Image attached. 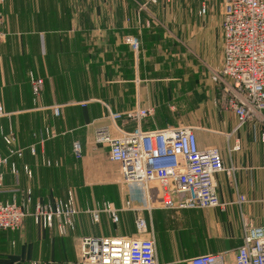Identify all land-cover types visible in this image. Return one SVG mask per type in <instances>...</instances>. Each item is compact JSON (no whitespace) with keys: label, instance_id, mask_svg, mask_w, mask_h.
Instances as JSON below:
<instances>
[{"label":"crops","instance_id":"1","mask_svg":"<svg viewBox=\"0 0 264 264\" xmlns=\"http://www.w3.org/2000/svg\"><path fill=\"white\" fill-rule=\"evenodd\" d=\"M185 6L181 0H0V134L13 130L23 149L14 159L18 173L4 170L0 202L24 200L30 192L32 205L52 203L73 191L80 211L75 230L65 237L31 218L19 231H0V264H81L82 237L152 238L158 264H189L204 254H221L230 264L244 222L264 227L260 127L247 124L233 132L236 118L223 108L210 79L222 65L221 17L192 19ZM29 73L43 80L37 105ZM137 107L153 108L154 114L138 125L123 123L126 131L191 125L200 149H217L224 165L236 169L233 178L213 176L223 207L162 210L139 188L112 185L109 171L91 178L103 160L101 148L108 153L106 146L93 145L95 128L107 125L109 113ZM45 130L53 136L39 143ZM75 141L83 148L81 160L71 153ZM234 145L239 150L229 152ZM5 155L0 135V156ZM104 203L117 209L116 224L101 212L98 223L92 222L91 212ZM137 216L147 220L148 234L137 235Z\"/></svg>","mask_w":264,"mask_h":264},{"label":"built area","instance_id":"2","mask_svg":"<svg viewBox=\"0 0 264 264\" xmlns=\"http://www.w3.org/2000/svg\"><path fill=\"white\" fill-rule=\"evenodd\" d=\"M156 3V0H150ZM171 1V0H166ZM208 8L202 2L198 17H205ZM1 23V19H0ZM222 65L211 81L219 88L223 108L236 118L233 132L247 124L260 127L258 141L264 144V0H221ZM134 48L137 42L128 39ZM32 102L37 105L43 89V80L29 73ZM58 117V107L52 108ZM154 109L137 107L125 113H109L107 125H99L93 134V144L108 148L109 161L119 167L123 183L138 186L146 201L159 202L162 210H191L223 207L217 199L213 176L225 173L233 178L236 169L226 167L217 149H200L193 128L178 125L164 130L142 133L128 132L123 123L151 118ZM4 116L0 104V117ZM116 132L117 135H115ZM6 155L0 156V189L4 170L16 175L14 159L22 157L23 149L17 147L13 130L1 131ZM53 133L45 130L39 143L45 142ZM230 135L228 136V138ZM239 150L234 145L229 152ZM31 154L35 149L29 148ZM75 160H81L83 148L75 141L71 146ZM46 165H50L46 162ZM24 173L30 177L27 167ZM238 203H244L239 197ZM30 192L24 200L12 199L0 202V231H19L26 218L44 229L55 230L65 237L75 230L80 211L73 191L54 202L32 205ZM31 207V208H30ZM105 213L113 224L118 222L117 209L110 203L91 212L93 223H98L99 213ZM137 235L149 233L147 220L137 216L134 221ZM81 264H158L155 242L152 238L82 237L78 244ZM233 264H264V227L244 222L242 244ZM189 264H226L221 254H204L190 259Z\"/></svg>","mask_w":264,"mask_h":264},{"label":"rangeland","instance_id":"3","mask_svg":"<svg viewBox=\"0 0 264 264\" xmlns=\"http://www.w3.org/2000/svg\"><path fill=\"white\" fill-rule=\"evenodd\" d=\"M181 1L184 2V4L186 5L185 9L192 11L191 12L192 13V16H191L192 19L198 18V16L196 15V11H197L201 2H205L207 5V8H208L207 16L210 13V14H214V15L216 14V16L221 17V0H181ZM211 8H212V10H210ZM182 124H184V123H182ZM184 126L192 128L191 125L184 124ZM95 147L97 148V146H95ZM101 149H102L103 153H101V155L99 157H101L103 160L100 164L103 163L104 167L102 168V172H100V170H98V166L100 164L97 165L96 172L91 173V178L101 179L104 177L103 174L106 173V171H109V172H111L109 178L111 179L112 185H114V186L115 185H118V186L119 185H125V186L128 185V186H134V188L138 189V186H136V185H129V184L122 182L121 177H120L119 167L116 164L109 161L106 148L102 147ZM108 167H110V168L108 169ZM97 188L100 189L99 187H97ZM112 190H114V188ZM112 193H113V195L115 194L114 192H112ZM233 262L230 264H233Z\"/></svg>","mask_w":264,"mask_h":264}]
</instances>
